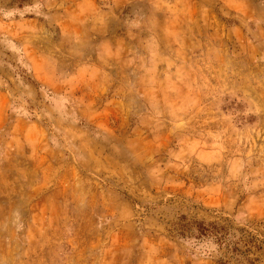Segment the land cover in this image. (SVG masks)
Returning a JSON list of instances; mask_svg holds the SVG:
<instances>
[{
	"label": "rangeland",
	"instance_id": "rangeland-1",
	"mask_svg": "<svg viewBox=\"0 0 264 264\" xmlns=\"http://www.w3.org/2000/svg\"><path fill=\"white\" fill-rule=\"evenodd\" d=\"M195 221L264 240V0H0V264H220Z\"/></svg>",
	"mask_w": 264,
	"mask_h": 264
},
{
	"label": "trees",
	"instance_id": "trees-1",
	"mask_svg": "<svg viewBox=\"0 0 264 264\" xmlns=\"http://www.w3.org/2000/svg\"><path fill=\"white\" fill-rule=\"evenodd\" d=\"M182 229L183 236L215 244L220 264H257L260 260L253 255L263 248L264 240L245 228H235L229 222L195 221Z\"/></svg>",
	"mask_w": 264,
	"mask_h": 264
}]
</instances>
